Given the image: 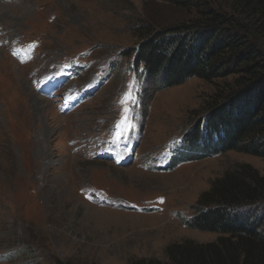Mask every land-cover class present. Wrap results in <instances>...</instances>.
Returning <instances> with one entry per match:
<instances>
[{"label":"rangeland","instance_id":"obj_1","mask_svg":"<svg viewBox=\"0 0 264 264\" xmlns=\"http://www.w3.org/2000/svg\"><path fill=\"white\" fill-rule=\"evenodd\" d=\"M10 1L0 0V264H170L176 247L217 241L185 223L201 196L246 166L264 175L261 158H200L206 149L185 143L223 80L151 84L143 95L127 72L131 59L113 67L136 47L141 22L176 24L188 12L169 0ZM30 44L38 45L33 59L18 62L12 50ZM86 52L90 70L63 84L58 98L38 91ZM106 63L109 83L62 114V96L97 87ZM99 143L104 159L94 158ZM97 193L110 204L91 203Z\"/></svg>","mask_w":264,"mask_h":264},{"label":"trees","instance_id":"obj_2","mask_svg":"<svg viewBox=\"0 0 264 264\" xmlns=\"http://www.w3.org/2000/svg\"><path fill=\"white\" fill-rule=\"evenodd\" d=\"M169 1L189 18L166 26L141 22L133 31L136 47L120 54L117 64L131 59L128 70L141 69L146 88L154 84L159 90L192 79L223 80L207 97L201 132L191 135L188 146H202L205 156L237 152L264 161V0ZM193 211L186 225L219 239L171 249L170 264H264L259 171L246 166L217 179Z\"/></svg>","mask_w":264,"mask_h":264},{"label":"bare ground","instance_id":"obj_3","mask_svg":"<svg viewBox=\"0 0 264 264\" xmlns=\"http://www.w3.org/2000/svg\"><path fill=\"white\" fill-rule=\"evenodd\" d=\"M13 1V0H12ZM12 1H10V3H12ZM6 3H8V2H6ZM2 7V6H1ZM3 11V10H2ZM3 13V12H2ZM8 14V13H7ZM5 15V14H4ZM10 17V16H9ZM7 19V18H6ZM9 19H11V18H9ZM141 79V81H142V83H143V85H145V81H144V79H143V77H141L140 78ZM31 89V88H30ZM40 99V98H39Z\"/></svg>","mask_w":264,"mask_h":264},{"label":"clouds","instance_id":"obj_4","mask_svg":"<svg viewBox=\"0 0 264 264\" xmlns=\"http://www.w3.org/2000/svg\"><path fill=\"white\" fill-rule=\"evenodd\" d=\"M206 136V135H205ZM217 155V154H216ZM203 156V155H202ZM205 156V155H204ZM213 156H215V154H213Z\"/></svg>","mask_w":264,"mask_h":264}]
</instances>
